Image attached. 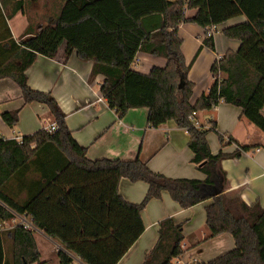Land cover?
Wrapping results in <instances>:
<instances>
[{
	"label": "trees",
	"instance_id": "1",
	"mask_svg": "<svg viewBox=\"0 0 264 264\" xmlns=\"http://www.w3.org/2000/svg\"><path fill=\"white\" fill-rule=\"evenodd\" d=\"M58 1V15L40 34L16 43L7 31L0 45V79L18 86L23 105L46 106L56 126L52 133L41 129L21 140L0 139V223L14 214L31 219L61 247L58 264H76L74 258L82 264H117L144 231L142 211L166 192L181 209L211 200L205 208L208 238L229 234L234 241L233 250L194 264H264V209L225 194L221 162L239 154L213 155L206 137L215 128H196L189 119L193 112H208L223 103L239 108L241 117L264 134V0ZM25 3L0 0L2 8L10 7L7 18L24 13ZM238 17L245 21L222 30L227 39L239 42L237 51H227L214 62L211 74L220 71V83L214 80L192 104L194 85L187 78L191 64L186 65L180 50L179 26L195 24L206 34ZM32 33L26 28L23 36ZM61 43H66L67 55L74 52L92 64L89 82L103 77L101 97L118 118L129 110L146 109L149 128L173 121L185 131L191 163L205 179L167 178L139 158L88 160L51 94L27 85L25 72L36 55L51 56ZM203 45L214 50L211 37H205ZM139 52L164 58L167 64L146 75L136 72L132 65ZM1 119L12 128L19 111L4 112ZM217 137L222 146L225 138L219 133ZM122 179L147 184L142 202L131 204L119 195ZM19 195L23 198L16 200ZM35 234L21 226L0 231V264H42ZM182 243V226L161 221L158 240L142 264H174L184 254Z\"/></svg>",
	"mask_w": 264,
	"mask_h": 264
},
{
	"label": "crops",
	"instance_id": "2",
	"mask_svg": "<svg viewBox=\"0 0 264 264\" xmlns=\"http://www.w3.org/2000/svg\"><path fill=\"white\" fill-rule=\"evenodd\" d=\"M61 7L58 0H26L24 13L17 12L7 18L10 7L2 8L0 5V45L5 44L2 40H6L7 31L16 43L22 38L40 34L43 28L53 23ZM193 14L192 11L187 13L188 16ZM244 21V17H238L216 27L212 36L214 50L203 45L204 29L195 24L179 26L177 37L181 40L180 50L186 65L191 64L187 78L194 85L192 104L212 85L211 67L217 58L227 51L235 52L239 47V42L227 39L222 30ZM26 28L33 33L23 36ZM66 52V43H61L51 56L37 54L25 72L27 85L34 91L51 94L65 114L64 122L72 138L85 149L88 160L130 161L139 158L150 171L167 178L205 179V175L191 163L192 153L185 131L173 121L158 128H149L146 109L129 110L118 118L103 99L99 101L103 77L98 75L89 82L92 64L80 61L74 52L70 55ZM166 64L164 58L139 52L132 69L146 75L153 68H164ZM16 110L19 111L18 123L9 128L3 123L1 114ZM261 113L264 117V109ZM197 119L202 127L207 129L212 126L214 133L231 140L221 146L217 136L208 133L206 139L213 155L219 152L230 156L239 154L221 162L227 180L225 194L238 197L246 206L257 203L264 209V134L241 117L239 108L223 103L208 112L198 113ZM53 123L46 106L38 103L23 105L18 86L8 78L0 79V139L21 140ZM241 147H249V150L242 151ZM147 189L144 182L131 183L122 179L118 190L126 202L139 204ZM211 202L207 200L181 209L166 192H162L160 199L151 200L142 211L144 231L117 264H142L158 240L159 223L165 219L182 226L184 254L179 260L184 263L208 262L233 250L234 241L229 234L208 238L205 208ZM36 233L41 235V242L52 244L51 238L40 231ZM35 240L42 264H58L56 257L55 261L52 260V254L59 245L55 242L53 248H46L43 257L40 242L36 237ZM6 243L11 244L9 238H6ZM9 258L11 260L10 254Z\"/></svg>",
	"mask_w": 264,
	"mask_h": 264
},
{
	"label": "built area",
	"instance_id": "3",
	"mask_svg": "<svg viewBox=\"0 0 264 264\" xmlns=\"http://www.w3.org/2000/svg\"><path fill=\"white\" fill-rule=\"evenodd\" d=\"M216 27H212L211 29H209L207 31V33L205 34V37H211L213 36L214 32H215ZM220 58V57H219ZM219 58H217V60H219ZM212 79L213 81H217L218 83H220L221 80V75H220V71L216 72L215 74L212 75ZM99 101H102V97H99ZM190 121L193 123V125L196 128H203L202 125L200 124L199 120L197 119V113L193 112L191 114V116L189 117ZM46 132L48 133H52L56 130V126L55 124H51L49 126H46L45 128H43ZM225 141H227L225 139ZM15 226H21L23 229L26 230H31L34 232H38L39 230H37L34 225L32 224V220L29 218H26L25 216H19L17 214H14L12 218L5 220L3 222L0 223V231H7V230H11L12 228H14ZM75 263L76 264H82L78 259L74 258ZM196 261H191L190 263H184L181 260L176 259L174 261V264H194Z\"/></svg>",
	"mask_w": 264,
	"mask_h": 264
},
{
	"label": "rangeland",
	"instance_id": "4",
	"mask_svg": "<svg viewBox=\"0 0 264 264\" xmlns=\"http://www.w3.org/2000/svg\"><path fill=\"white\" fill-rule=\"evenodd\" d=\"M207 115H208V114H206L205 116H207ZM205 116H204V117H205ZM210 133H214V132L211 131ZM214 134L217 136L216 133H214ZM217 139H218V137H217ZM34 177H37V175H35ZM23 195H24V194H23ZM21 198H23V196H22V195H19L18 197H16V200H20ZM35 237H36V239L40 242V246H41V249H42V252H43V257H44V255L46 254V251H47L46 248H47V249H51V248H53V247L55 246V245H54V244H55V241H53V240L51 239V240L53 241V242L51 241L52 244L47 243V242H45V241H44V242H43V241L41 242V240H40L41 235L38 234V233L35 234ZM58 249H59V250H62L60 246H57L56 250H58ZM54 250H55V249H54ZM55 252L57 253V251H54V253L52 254V256H53L54 259L51 258V259L54 260V261H55V257H56V253H55ZM50 254H51V253H50ZM45 257H46V256H45ZM56 258H57V257H56Z\"/></svg>",
	"mask_w": 264,
	"mask_h": 264
}]
</instances>
